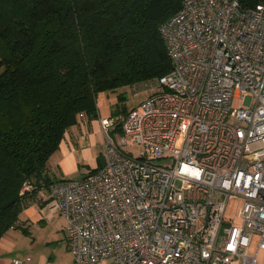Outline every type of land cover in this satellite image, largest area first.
<instances>
[{
    "label": "built area",
    "instance_id": "2783aa9c",
    "mask_svg": "<svg viewBox=\"0 0 264 264\" xmlns=\"http://www.w3.org/2000/svg\"><path fill=\"white\" fill-rule=\"evenodd\" d=\"M160 32L172 70L134 85L157 90L126 116L100 120L104 166L49 187L69 250L76 264H257L254 237L264 250V3L244 9L238 0H184Z\"/></svg>",
    "mask_w": 264,
    "mask_h": 264
},
{
    "label": "trees",
    "instance_id": "16d2710c",
    "mask_svg": "<svg viewBox=\"0 0 264 264\" xmlns=\"http://www.w3.org/2000/svg\"><path fill=\"white\" fill-rule=\"evenodd\" d=\"M183 1L0 0V240L30 196L49 192L51 157L80 115L98 117L100 94L171 72L160 27Z\"/></svg>",
    "mask_w": 264,
    "mask_h": 264
},
{
    "label": "crops",
    "instance_id": "0c3cea01",
    "mask_svg": "<svg viewBox=\"0 0 264 264\" xmlns=\"http://www.w3.org/2000/svg\"><path fill=\"white\" fill-rule=\"evenodd\" d=\"M115 103L118 107L119 102ZM116 112L102 114L99 110L98 117L93 120L86 116L80 117L79 123L67 131L60 150L51 157L49 176L54 180L70 179L69 175L79 165L83 157H86V149L93 145L96 137L101 139L105 146V136L100 120L115 115ZM66 225L65 217L47 190H42L34 197L30 196L26 207L19 215L17 227L9 230L0 240V264H9L14 258L28 257L31 258L30 264H38L39 261L36 258L38 246L49 247L55 243L67 244ZM257 244L258 237H254L251 253L256 255L257 264H264V250H258ZM34 255L35 259L32 258Z\"/></svg>",
    "mask_w": 264,
    "mask_h": 264
},
{
    "label": "rangeland",
    "instance_id": "374dc122",
    "mask_svg": "<svg viewBox=\"0 0 264 264\" xmlns=\"http://www.w3.org/2000/svg\"><path fill=\"white\" fill-rule=\"evenodd\" d=\"M145 82V81H144ZM157 89H146L139 92L134 91L132 87H126L121 90L107 92L106 94H100L97 97V106L99 110L104 113L108 112H116L119 107H124L126 110H130L137 106L138 104L145 101L153 92ZM161 90V88H158ZM120 94H124L125 99L123 101H119L118 96ZM116 101L119 102V105H115ZM249 101H246V105H248ZM115 108H117L115 110ZM117 141L120 142V135L117 134ZM103 143L102 140L98 137L95 138V142L93 145L86 149L87 154L86 157H83L79 165L72 171L71 175H69L70 179L67 180H80L88 175L98 167V161L103 154ZM139 147L131 148L134 153L138 152ZM82 151V149H81ZM238 206V202L234 201L230 204L229 215L235 213V209ZM11 230V229H10ZM36 258L38 259V264H76L74 261V257L68 249L67 244H58L55 243L49 247L46 245L38 246L36 249ZM35 259L34 257H32ZM97 264H113L110 261L100 262Z\"/></svg>",
    "mask_w": 264,
    "mask_h": 264
},
{
    "label": "water",
    "instance_id": "95a60500",
    "mask_svg": "<svg viewBox=\"0 0 264 264\" xmlns=\"http://www.w3.org/2000/svg\"><path fill=\"white\" fill-rule=\"evenodd\" d=\"M13 203H14V201H11V202L7 203L3 208H4V209H7V208L10 207Z\"/></svg>",
    "mask_w": 264,
    "mask_h": 264
}]
</instances>
